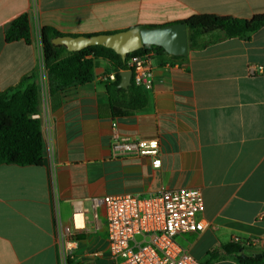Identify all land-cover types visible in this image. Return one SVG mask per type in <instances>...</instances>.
<instances>
[{
    "label": "crops",
    "instance_id": "obj_1",
    "mask_svg": "<svg viewBox=\"0 0 264 264\" xmlns=\"http://www.w3.org/2000/svg\"><path fill=\"white\" fill-rule=\"evenodd\" d=\"M22 14L31 44L8 42V25ZM199 14L250 19L264 14V0H0V92L36 76L38 117L45 143L39 166L0 165V264H61L57 223L74 232L72 264H112L105 207L94 217L91 198L148 195L163 188H197L205 230L178 237L201 264L234 238L264 240V27L249 39L214 41L186 57L151 53L153 86L147 104L116 116L106 90L115 74L96 62L94 81L52 92L41 32L65 35L113 33L165 26ZM126 71V70H125ZM116 130L131 140L156 139L162 164L148 156L115 157Z\"/></svg>",
    "mask_w": 264,
    "mask_h": 264
},
{
    "label": "trees",
    "instance_id": "obj_2",
    "mask_svg": "<svg viewBox=\"0 0 264 264\" xmlns=\"http://www.w3.org/2000/svg\"><path fill=\"white\" fill-rule=\"evenodd\" d=\"M183 22L188 27L189 49H197L207 45L201 38L214 32L222 33V36L214 41L231 38L249 39L264 27V14L250 19L199 14ZM5 34L6 40L10 43L23 40L30 45L31 31L28 15L22 14L14 19L8 25ZM63 35L65 34L51 27H44L41 32L44 62L52 92L94 81L96 62L103 59L112 64L116 74L115 81L105 82L114 115H131L147 104L145 90L137 86L133 79L132 85L127 89L119 87L121 72L128 69V62L134 56L151 53L169 55L162 47L145 45L140 50L129 54L126 61H123L114 50L103 46L68 52L65 47L52 43V39ZM37 115L38 87L35 75L26 77L7 93L0 92V165L39 166L43 163L45 143L41 120ZM260 244V249L254 250L255 245L249 241L232 240L212 250L210 256L215 260L233 258L239 264H264V240H261ZM256 254L262 255L255 257Z\"/></svg>",
    "mask_w": 264,
    "mask_h": 264
},
{
    "label": "built area",
    "instance_id": "obj_3",
    "mask_svg": "<svg viewBox=\"0 0 264 264\" xmlns=\"http://www.w3.org/2000/svg\"><path fill=\"white\" fill-rule=\"evenodd\" d=\"M151 54L134 56L128 62L133 71V81L145 90L153 86L154 72ZM259 73L264 72L258 66ZM116 74L106 76L107 81H115ZM112 135V149L115 157L130 154L148 156L155 168L162 164L161 147L158 140H131L116 130ZM94 217L103 205L106 211L107 234L112 264H201L178 241L187 233L205 230L201 218L204 209L202 191L197 188H163L148 195L122 194L91 198ZM80 214H74L75 230L69 233L60 220L57 223V240L60 245L61 264H72L76 249V232L80 229ZM233 240H238L234 238ZM240 240V239H239ZM257 245V240H247Z\"/></svg>",
    "mask_w": 264,
    "mask_h": 264
},
{
    "label": "water",
    "instance_id": "obj_4",
    "mask_svg": "<svg viewBox=\"0 0 264 264\" xmlns=\"http://www.w3.org/2000/svg\"><path fill=\"white\" fill-rule=\"evenodd\" d=\"M56 46H63L68 52H79L88 47L103 46L114 50L123 61L145 45L162 47L169 55L186 57L189 51L188 27L185 22L165 26L135 27L127 30L94 35H63L52 39ZM133 71L121 72L120 88L132 85ZM262 254H256L260 257Z\"/></svg>",
    "mask_w": 264,
    "mask_h": 264
}]
</instances>
